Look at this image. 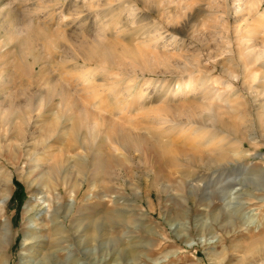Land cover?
Returning a JSON list of instances; mask_svg holds the SVG:
<instances>
[{"label":"rangeland","instance_id":"374dc122","mask_svg":"<svg viewBox=\"0 0 264 264\" xmlns=\"http://www.w3.org/2000/svg\"><path fill=\"white\" fill-rule=\"evenodd\" d=\"M112 1L0 0V112L21 116L20 142L14 143L31 146L34 162L43 163L31 172L23 150L20 158L0 154V186L9 181L8 191L0 193V264L42 258L40 250L24 248V236L49 240L52 215H66L72 223L81 206L87 207L89 231L98 223L102 230V237L89 240L87 264L111 256L117 258L114 264H264V124L228 132L232 146H203L205 158L225 164L207 170L185 158L181 148L190 146H176L184 139L176 126L185 117L201 121L199 113L205 111L187 99L161 98L164 87L175 89L188 75L201 72L219 82L215 89L221 98L232 90L242 93L243 104L240 98L232 102L245 109L246 86L254 78L242 74L236 62L222 71L206 58L231 49L232 42L212 36L230 41L233 29L243 27L233 0H131L133 11L127 24L120 22L122 35L115 40L155 26L169 33L158 38L152 32L154 40L142 50L147 53L136 59L120 56L107 33L96 35L88 29L91 23L82 20L84 11L106 10ZM202 7L208 20L194 27L190 41L189 24ZM82 67L99 68L102 80L81 76ZM139 91L146 97L139 99ZM96 92L100 101L90 95ZM205 103L220 108L217 122L226 121L225 105ZM219 147L223 157L210 152ZM54 164L56 173L46 187L35 185L40 171ZM43 202L50 206L42 208ZM26 206L38 211L26 216Z\"/></svg>","mask_w":264,"mask_h":264},{"label":"bare ground","instance_id":"6f19581e","mask_svg":"<svg viewBox=\"0 0 264 264\" xmlns=\"http://www.w3.org/2000/svg\"><path fill=\"white\" fill-rule=\"evenodd\" d=\"M138 1H140V0H138ZM247 1L248 0H233L232 5L234 6V10H236L235 16L239 17L238 19H239V21L242 22V26H243V27L240 26V27L233 29L234 30V38L230 39V41H228V40L225 41L226 40L225 36L216 35V34H215V36H212L213 41H220L222 43L227 42L226 44H229L230 42H232V43H230V44H232L231 49L228 51L226 50L224 52H220V53L218 52L214 55H212L211 53H208L206 56V58L208 60H210L212 63H214L215 67H219L222 71L226 68L227 65L229 66V64H228L229 62H232V61L236 62V64H237L236 66L238 68H240V70L242 71V74H246L245 76H247V72H248L249 76H252L254 78V83L250 86H246L247 94H246L245 109L240 110V108L242 109V107H239L236 103L235 104L233 103V102H236L237 100H239V98L241 100L238 102H241V103L244 102L243 101L244 98L241 96L242 93L239 94L237 92L238 90L237 91L232 90L231 95L227 99L221 98L222 94H219V91H217V89H215V86H217L219 82L217 83V80L215 78L211 79V78H208V77L202 75L201 72H199L198 74L195 73V75H192V74L188 75V77H187L188 80L185 83L178 85L175 89H172L170 87H168V88L164 87V89H162L163 90L162 91L163 97L160 96L161 98H164V99L165 98L169 99L167 97H171V98H173V100L180 98L181 100L185 99L184 101H186V99H187V100L195 103V105L198 106V108H201L202 110L205 111V113L204 112H202L201 114L199 113V116L200 115L202 116V118L200 117L202 119L201 121H197L198 119L197 120H191V119H189V117H185L182 120V122L179 124V126H176L178 128L177 130L178 131L180 130L179 131L180 133L182 132V135H183L182 137L184 138L176 146H190L187 148L186 147L181 148V150L184 152L185 158L188 160L191 159L193 163L192 162H190V163L192 165H194V166L200 165L202 167L207 168V170L208 169H218L219 166L225 167L224 166L225 164L221 165V163H220V165H218L213 160H211V158H208V159L205 158L203 156V154L205 152L204 148L206 149L207 147H203V146H232V141L229 138H227L228 132H230L233 129H235L237 131H240V130L241 131L242 130L250 131V128H254V129L257 127L261 128L262 125L264 124V0H251L249 5L246 4ZM85 2H87V1H85ZM106 2H104V3H106ZM131 3H132L131 0H114L112 2L107 3L109 5H108L106 10H100V11L87 10V11H84L83 15H82L83 16L82 20H85V21L91 23L90 26L88 27V29L92 30V28H93L96 35L100 34V33L102 35H104L103 33H107V35H109V38L112 39L111 41H113V43L115 44L114 46L120 47L119 51L115 50L120 56L131 55V57L133 56L132 58H134L135 57L134 55H136V54L139 56H144V54L147 53V51L145 50L146 52L143 54L144 51L142 52V50H144L143 49L144 47H145V49H147V47H146L147 45L145 43L153 41L155 38V36H154L155 34H157L159 36L158 38H163L164 36L166 38V36H168L169 33H167V31L160 32V28L155 26L152 23L155 27L151 28L150 31L148 30L147 32L139 33L136 30L137 33H131L127 37L126 36L121 37V39H123V40H121L119 38H118L119 41L115 40V39H117L118 36L120 37L122 35L121 31L119 30L120 29V26H119L120 22H122V21L125 22V20L127 21L128 16L131 15V12L133 11V9L131 8V6H132ZM133 3H135V2H133ZM49 5H51V4H49ZM91 5H94V4H91ZM205 14H206V10L203 7L199 8L197 10V13H196L194 19L189 24V29H188V32L186 34L187 35L186 39H190V41H191V38L194 36L193 35L194 27L197 24H199V22L202 23L201 21L203 19H206V17L204 18ZM161 18H162V16H161ZM99 19H102V20L99 21ZM105 19H107V20H105ZM207 20L208 19H206V21ZM164 22L166 23V20ZM203 24H201V25L203 26ZM80 25H83V24H80ZM85 25H87V24H85ZM146 25H151V23L146 24ZM139 27L141 28V26H139ZM150 27L151 26H149V28ZM97 31H99V32H97ZM140 32H142V31H140ZM152 32H155V34L153 33L154 35H152L151 34ZM107 37H105V38L107 39ZM155 41H158V40H155ZM105 42L107 43V41H105ZM151 44H152V42H151ZM111 46L112 45H110V47ZM99 47H101V46H99ZM101 49L102 48H100V50ZM111 49H113V48H111ZM227 49H228V47H227ZM103 50L101 52H104ZM106 54H107V52H106ZM111 55H113V54H111ZM91 56H93V55H91ZM117 57L119 58V56H117ZM95 58H97V57H95ZM99 59H101V58H99ZM108 59L104 54L102 55L103 61H106ZM134 59H136V58H134ZM99 62H100V60H99ZM120 62H122V61H120ZM201 62H202V59H201ZM202 65L204 66L205 63L200 64V66H202ZM99 66H100V64H99ZM86 67H82L79 70L82 73L81 76H84L86 73L87 76L92 77L91 79H93V80L96 79V81L100 80V77H99L100 75H98L99 74L98 71L100 72L101 70L99 68L97 70V68H95V67L90 68V69H89V67L88 68H86ZM83 72H84V75H83ZM104 72H106V71H104ZM106 75L107 74H105V76ZM78 76H72V77H78ZM220 76H222V75H220ZM112 77H114V76H112ZM112 77H110V78L113 79ZM102 78H101V80H102ZM77 79H79V78H77ZM83 79H84V77H83ZM244 79H245V77H244ZM71 80L72 79H70V81ZM86 80H88V79H86ZM85 83H89V82H85ZM95 83H97V82H95ZM83 84H84V82H83ZM85 85H87V84H85ZM107 86H109V85H107ZM222 86L224 87V83H222ZM228 86L231 89V86L230 85H228ZM114 87H115V85H114ZM117 87H119V86H117ZM229 87H227V88L229 89ZM97 88L100 89L99 87H97ZM97 88L94 87V89H97ZM225 88L226 87H224L223 89H225ZM84 89H83V91H84ZM103 89L104 88H102V91H105ZM125 89H127V90L131 89V86H127V88H125ZM125 89L123 92H125ZM228 89H226V90H228ZM86 90H89V89H86ZM91 90L93 91L92 88H91ZM100 90H98V91L100 92ZM131 90H133V88ZM92 93L94 94V91ZM96 93H95V95L90 93V95L94 96L95 97L94 99L97 101L99 98L96 99L97 98L96 95H100V93H97V94ZM128 93H131V92L128 91ZM137 93H138L137 97L139 99L145 98L147 95L145 91H139ZM103 94H107V93H102V95ZM243 94H244V92H243ZM88 95H89V93H88ZM121 96H122V94H121ZM100 97H101V95H100ZM91 98L93 99V97H91ZM94 99H93V101H94ZM85 100H88V98ZM96 101H94L95 102L94 107L97 105ZM98 101H100V100H98ZM157 101H159V99ZM206 101H208V102H210V101L215 102L216 101V103L220 102L222 105H225L226 106V108L224 109L225 112L222 113V116L223 115L226 116V118H225L226 121H223L220 118V120L217 122L216 112L219 114V111H221L220 108L215 107V106H207L208 104L205 105ZM84 103H85V101H84ZM147 104L148 103H145L144 105H147ZM85 105H87V103H85ZM89 105H87V106H89ZM98 105H100V104H98ZM96 109H98V108H96ZM144 112L145 111H143V113ZM61 113H63V112H60V114ZM11 114L13 115L14 113H11ZM60 114H58V115H60ZM9 115L10 114L5 113V111L0 112V141L4 140L5 143H7L6 146H0V154L5 156V157L11 154L13 157L17 158L19 156L21 157V153H22L21 151L23 150V152H24L23 155L26 157V161L28 162V166L30 167V171L31 172L34 171L35 168L37 169L38 166H39V168H41L42 166H40V165H42L43 163L42 164L41 163H35L34 162L35 159L34 158L32 159V155L35 154L36 152L33 151V149L31 150V146H21V143L20 144L14 143V141L20 142L21 125H22L21 124V116L14 114V117L11 118V117H9ZM62 115H64V114H62ZM162 121H164V120H162ZM55 122H57V121H55ZM69 122H67V123H69ZM57 123H55V124H57ZM57 125H60V124H57ZM217 125L219 126V128L217 127ZM63 128H64V126H63ZM223 129L225 131H223ZM254 129H253L254 132L251 133L252 135L248 136V140L251 142L255 141V130H257V129H255V130ZM153 132H156V131H153ZM2 133H4V134H2ZM158 133H160L159 129H157V132L155 134H158ZM179 134H177V136ZM167 135L169 136V134H167ZM7 136H10V137L7 138ZM171 136H173V134ZM173 137H175V136H173ZM157 138L159 139L160 137H157ZM176 138H178V137H176ZM156 142H158V141H156ZM162 144L164 146H168L165 143H162ZM159 146H161V145H159ZM161 147H163V146H161ZM47 148L51 149L52 146H47ZM148 149H150V148H148ZM170 151H171V149H170ZM214 151L216 153L218 152V155L219 156L222 155L221 157H223L225 150L223 147H219V148L210 150V152H214ZM231 153L229 152L228 154H231ZM40 162H42V161H40ZM56 165L57 164H54V165H52V167H49V168H45L47 166H45V167L43 166L44 169H42L40 171L35 185H40L42 187H46L47 183L49 182V180L51 178V175H54L56 173V168H57ZM178 165H182L183 167L188 166L187 164L181 163V162H179ZM196 168H198V167H196ZM0 174H1V170H0ZM8 183H9V181H8ZM8 183H6V185L4 186L5 188L4 187L2 188V186H0V193L2 190L4 192L8 191V189H9ZM73 201H74V203H76V200H73ZM41 206H42V208H44L45 206H50V205H49V203L46 204V202H43ZM72 209H74L73 204H71L70 207H68V212L66 214L69 215L71 213ZM36 211H38L36 206H33L30 209L28 208V206L25 207L26 216H30L31 214L36 213ZM52 216L53 217L51 218V220L49 222L50 228L52 226V233L50 235L49 240L45 241L40 236L37 238L29 237L27 235L24 236L25 237L24 238V244H23L24 248H28V250L30 249L31 251L38 249L42 253H44V256L42 258L37 259L33 262H29L28 264H87V260H88L87 259V253H88L89 240H90V238H92L95 241L96 239L100 238L101 231H102L100 229V224L99 223L96 224V226H94L92 231H89L88 223H86L88 220L87 219L88 216H87V207L86 206L85 207L81 206L77 209L75 221L72 223L66 222V219H67L66 215L63 216V214H62V216H58L57 213H54V215H52ZM40 227H41V225H40ZM28 231H31V230L28 229ZM62 255H65L64 259L62 261H59V258ZM2 258H3V254L0 252V263L3 262ZM116 259L111 256L110 258H106V259H103L101 261H98V260L93 261L92 264H110V263L114 264L115 262H117ZM4 264H7V262L5 261Z\"/></svg>","mask_w":264,"mask_h":264}]
</instances>
